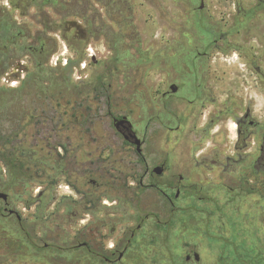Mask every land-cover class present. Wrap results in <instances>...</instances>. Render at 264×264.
<instances>
[{"label":"rangeland","instance_id":"rangeland-1","mask_svg":"<svg viewBox=\"0 0 264 264\" xmlns=\"http://www.w3.org/2000/svg\"><path fill=\"white\" fill-rule=\"evenodd\" d=\"M55 1L28 10L0 3V23L24 34V49L7 51L17 61L7 73L0 67V150L20 161L14 169L0 154V193L8 194L0 264H197L185 260L194 251L200 264H264V176L252 170L258 138L240 163L235 131L210 136L221 153L209 150L200 166L198 129L179 119L194 106L179 93L162 97L174 84L193 99L200 64L220 86L247 75L249 41L264 44V17L249 12L264 0ZM94 18L101 35L73 31ZM35 39L44 43L38 63L29 55ZM122 116L145 139L144 160L116 131L113 118ZM83 141L108 145L91 149L90 178ZM164 161L167 169L151 175Z\"/></svg>","mask_w":264,"mask_h":264},{"label":"flooded vegetation","instance_id":"flooded-vegetation-1","mask_svg":"<svg viewBox=\"0 0 264 264\" xmlns=\"http://www.w3.org/2000/svg\"><path fill=\"white\" fill-rule=\"evenodd\" d=\"M5 0H0V3H3ZM8 4L19 9L28 10L31 7L39 6L41 8H45L48 5L55 6L57 2L55 0H51L48 2L47 0H6ZM235 6L237 8V13H241L240 2L235 1ZM260 3V2H259ZM232 4V3H231ZM200 9H204V5H201ZM262 9V11H260ZM257 10L259 12L257 13ZM245 13V12H244ZM250 15H256L264 17V3H260L259 7H252V10L249 12ZM96 18L92 19L86 24V28L84 32L92 35H101L103 25L101 27H96ZM4 24V23H3ZM251 26L254 29H257L259 32L262 30V24L260 21L256 22L250 21ZM264 24V23H263ZM6 27L3 28V32H12L15 33V37L13 39H7L5 37H0V49L2 51L11 50V46H14V50H20L21 45L19 39L24 35L21 31H18L16 27V23L12 24H4ZM251 42H254L255 45H252ZM34 44H39L41 49H44V43L42 39H35ZM34 44L29 46V55L36 63V56L34 55V50L37 48L34 47ZM249 50H252V53L248 55L249 59L246 63V74L244 76H232L229 78V81L225 82L224 86H220V81L218 78L212 76V73H208L203 69L201 64L196 67V76H195V89H194V98L190 99L189 96L191 93L187 87H182L181 85L178 87L177 92L173 93L170 90H165L162 93L163 99L171 100L173 96L176 94H180L182 101H187L189 105H193L194 108L191 109V112H187L186 109L179 114V119L184 122L189 121L191 124L198 129V140L197 142L201 145H205L203 149L199 152V157L201 158L198 163L200 166L206 165L208 163L207 153L209 150L213 153V151H217L215 154H220L221 151L216 148L215 143L206 142L210 136H217L221 131H223L226 138L230 137L234 131L236 133V140L233 145L235 152L234 155H238L239 158L242 159L240 163H243L246 156L249 155L250 150L248 149V145L252 142L251 140H255L258 138V149L256 150V155L252 163L253 172L260 176H264V122H261L256 117V97H258V92L264 91V70L262 68L264 64V56L262 54L261 49L263 50L264 44L261 43V38H253L248 43ZM258 52H256V49ZM255 50V51H253ZM254 52V53H253ZM13 58L16 56H11L7 58H0V66L5 67L12 65L17 61ZM174 85V84H171ZM170 85V86H171ZM170 89V87H169ZM225 92V98L223 101L219 102V95ZM254 93V95H252ZM219 103L222 104L219 107ZM167 109V106L165 107ZM186 111V112H185ZM223 112L226 114L222 115ZM222 113V114H221ZM220 114V115H219ZM237 115V116H236ZM126 117V116H122ZM122 117H116L118 119ZM113 118V121L114 119ZM233 125V127H229V125ZM133 124V123H132ZM221 125L222 127H219ZM181 125H178L176 128H172L167 126L168 130H176L179 129ZM134 127V125H133ZM135 130V129H134ZM136 131V130H135ZM137 132V131H136ZM138 134V133H137ZM121 135V134H120ZM122 136V135H121ZM145 144V139H142ZM96 143V142H93ZM124 143L127 147H129L137 157L144 160L143 153L140 155L137 153L136 146L130 144L129 142L124 140ZM231 142L227 141L226 146H229ZM257 145V144H256ZM79 146H82V154H83V165H82V173L85 177L90 178L89 169L90 164V156L92 152V148L94 147H102L106 148L108 145L102 144L99 142L98 145H91L90 141H83ZM144 146V145H143ZM213 164L216 163L212 161ZM157 167H163L164 171L167 169V161H164L161 165L156 166L152 170V174H156L154 169ZM87 171V172H86ZM163 171V172H164ZM103 174V170L101 171ZM180 180H183V177H180ZM95 186L97 185L95 180L91 181ZM155 187L154 185H151ZM264 191V190H263ZM262 191V192H263ZM12 215V214H10ZM84 246H89L88 242L84 243ZM106 261L111 262L109 259Z\"/></svg>","mask_w":264,"mask_h":264},{"label":"water","instance_id":"water-1","mask_svg":"<svg viewBox=\"0 0 264 264\" xmlns=\"http://www.w3.org/2000/svg\"><path fill=\"white\" fill-rule=\"evenodd\" d=\"M178 90L177 85H171L170 91L175 93ZM113 125L116 129V131L122 135L123 139L130 144L136 146V150L138 154L143 153V145L144 141L138 136L137 132L134 130L132 122L127 117H122L120 119L116 118L113 121ZM164 169L163 167H157L154 169V172L157 175H161L163 173ZM0 200H3L4 203L8 204V194L6 193H0ZM5 212H8L12 215H17L18 219H20V216L14 211L9 210L7 207L4 209ZM123 257V254L120 255L119 260ZM186 262H190L191 260H194L197 264L201 263V255L200 253L194 251L192 253H189L186 258Z\"/></svg>","mask_w":264,"mask_h":264},{"label":"trees","instance_id":"trees-1","mask_svg":"<svg viewBox=\"0 0 264 264\" xmlns=\"http://www.w3.org/2000/svg\"><path fill=\"white\" fill-rule=\"evenodd\" d=\"M48 2H50L51 0H47ZM6 26L3 24V23H0V37H5V38H7V39H13V37H15L16 35H15V33H12V32H7V33H4L3 32V28H5ZM82 31V32H84L83 30H82V27H80L78 24H73V31ZM87 33V32H86ZM22 49H24L23 48V46H20V50H22ZM43 51H42V49H41V47L40 48H37L36 50H34V55L36 56V63H38L37 62V58L39 57V55L42 53ZM8 53L7 52H5V51H2L1 49H0V58L1 59H3V58H7L8 57ZM36 66H38V65H36ZM1 67V66H0ZM11 69V65H9V66H5L4 68H3V72H8L9 70ZM1 146V145H0ZM0 154H2L3 155V158L1 159V161L2 160H4L5 162V164L6 163H9V164H11L12 165V167L15 169H17V168H19V165H20V161H19V159H18V157L16 156V153H15V150H12V151H9V152H3V151H1L0 150ZM164 224H167L166 222L164 223ZM24 231V230H23ZM24 236H25V238H26V240L27 241H30L31 240V234L28 232V231H24ZM31 242V241H30Z\"/></svg>","mask_w":264,"mask_h":264}]
</instances>
